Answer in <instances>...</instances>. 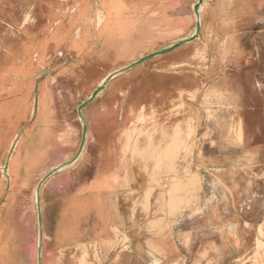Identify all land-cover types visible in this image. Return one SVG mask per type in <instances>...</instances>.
I'll list each match as a JSON object with an SVG mask.
<instances>
[{"label": "rangeland", "instance_id": "obj_1", "mask_svg": "<svg viewBox=\"0 0 264 264\" xmlns=\"http://www.w3.org/2000/svg\"><path fill=\"white\" fill-rule=\"evenodd\" d=\"M196 6L0 0V264L39 261V249L32 258L25 249L28 232L36 244L27 219L38 212L41 178L54 169L42 172L56 135L66 130L75 147L61 163L78 154V107L114 69L184 40L111 79L83 109L93 120L91 146L41 185L50 223L42 237L53 251L46 261L264 264V0H203L197 35ZM155 177L164 187L148 194L144 184ZM83 190L114 192V204ZM79 209L89 218L78 222ZM69 211L73 233L94 219L98 228L114 211L123 234L110 227L78 240L107 238L97 252L59 250L72 237L62 228Z\"/></svg>", "mask_w": 264, "mask_h": 264}, {"label": "bare ground", "instance_id": "obj_2", "mask_svg": "<svg viewBox=\"0 0 264 264\" xmlns=\"http://www.w3.org/2000/svg\"><path fill=\"white\" fill-rule=\"evenodd\" d=\"M100 16L102 17V14L100 13ZM105 16V15H104ZM98 17V16H97ZM100 18V17H99ZM98 19V18H97ZM194 19L196 22H198L200 20V14L197 15V14H194ZM104 20V19H103ZM201 21V20H200ZM98 22V20H97ZM99 23V22H98ZM103 23V22H102ZM98 25V24H97ZM122 26V25H121ZM120 26V27H121ZM108 27V26H107ZM123 28H126V27H123ZM123 28H120V29H123ZM114 29V28H113ZM123 31V30H122ZM125 33V32H124ZM112 34V33H111ZM115 34V33H114ZM126 34V33H125ZM101 36V35H100ZM110 36V35H109ZM122 36V35H121ZM128 36V35H127ZM103 37V36H102ZM124 37V36H123ZM111 38V37H110ZM117 38V36H116ZM127 38V37H126ZM119 40V39H118ZM122 40V39H121ZM181 40V39H180ZM141 64V63H140ZM126 68H128V66L124 67H120V68H117V69H114L113 71H111L109 74H107L101 81H100V86H105L111 79L113 78H116L118 77L121 73H123L124 70H126ZM14 76V75H13ZM44 98V97H43ZM42 98V99H43ZM41 99V100H42ZM40 103V102H39ZM45 103V102H44ZM40 108V107H39ZM41 112V110H40ZM47 112V110H46ZM89 112V111H88ZM86 114L87 111H86ZM48 116V115H47ZM104 116V115H103ZM74 117V116H73ZM88 118H89V121L92 122V118L91 116L88 114ZM38 119V118H37ZM40 120V118H39ZM38 120V121H39ZM99 120V119H98ZM143 120V118H142ZM108 122V121H107ZM45 123H46V120H45ZM50 123V122H49ZM51 124V123H50ZM52 125V124H51ZM50 125V126H51ZM50 129V128H49ZM58 129V128H57ZM56 133V132H55ZM8 136V135H7ZM238 137L240 138L241 137V127L238 129ZM92 138V137H91ZM177 139V138H176ZM3 140V138H2ZM175 140V139H174ZM179 140V139H178ZM181 140V139H180ZM4 142V141H3ZM2 142V143H3ZM6 142V141H5ZM47 143V142H46ZM1 144V143H0ZM18 146V145H17ZM3 147V146H2ZM9 148V147H8ZM2 149V148H1ZM74 150H75V147L73 146V141H72V138L70 137V133H68L66 130L62 131L61 133H59L58 135H56V141L52 143V149H51V152H50V158L48 159L47 163L45 164V171L47 169H49L50 167L54 166V169H56V172L59 171V170H68L69 169V166L70 164L72 163V161L70 162H64V163H61L62 161H64L66 159L67 156L71 155L74 153ZM142 151V150H141ZM48 152V151H47ZM82 152V150L80 151V153ZM76 155L77 158L79 159L81 157V155ZM147 154V153H146ZM166 154V153H164ZM168 154V153H167ZM16 155V154H15ZM22 159V158H21ZM76 159V158H75ZM77 159V160H78ZM15 161V160H14ZM71 168V167H70ZM158 168V167H157ZM13 170V169H12ZM48 175V174H47ZM57 177H54L51 181V183L54 181V179H56ZM41 181V180H40ZM44 181V180H43ZM80 212V211H79ZM82 214L85 215V211H82L79 213V220L80 222L82 221V219H84V216H82ZM48 215V213H47ZM111 216H113V213H111ZM70 212L67 214V219L68 221H66L65 223L62 224V228L63 229H67L69 230V219H70ZM89 216L86 215L85 218H88ZM34 226H36V229L34 234L36 236V250L38 249V246L39 244H41V240L43 239V234L44 233H48V230H49V226H50V223L48 221V219L45 220L44 224H43V221L41 220V222L39 223V220H38V212L36 213V217H34ZM78 220V221H79ZM117 222V220H116ZM59 222L57 221L56 223V229H55V233L58 234L59 231H60V227H59ZM80 225V223H78V226ZM113 228L114 231H117L118 234H123L122 230L120 228H118V226H111ZM107 228V227H106ZM40 229H41V236H40ZM109 228L105 229L102 228V227H98L95 226V225H92L90 226V228H88L87 230H81L79 228L78 230V240H81L83 242L84 239V236H92V234H99L101 233L102 234H109ZM44 232V233H43ZM49 234V233H48ZM80 238V239H79ZM108 239L107 238H102L101 240H95L93 241L92 243L91 242H84L82 244H80L78 246L79 248V251H93V246H94V252H97V250L99 248H101L102 250H104L107 246V241ZM98 242V243H97ZM89 243V244H88ZM100 243V244H99ZM259 246H264L262 243H258ZM63 250V248H62Z\"/></svg>", "mask_w": 264, "mask_h": 264}, {"label": "crops", "instance_id": "obj_3", "mask_svg": "<svg viewBox=\"0 0 264 264\" xmlns=\"http://www.w3.org/2000/svg\"><path fill=\"white\" fill-rule=\"evenodd\" d=\"M173 51V50H172ZM101 92V91H100ZM99 92V93H100ZM98 93V94H99ZM93 94V93H92ZM98 96V95H97ZM97 96H96V98H97ZM91 97V96H90ZM95 98V99H96ZM94 99V100H95ZM93 100V101H94ZM92 101V102H93ZM91 102V103H92ZM90 104V103H89ZM79 108V107H78ZM79 116V115H78ZM86 120H87V118H86ZM88 120H89V118H88ZM88 120H87V134H86V140H85V144H84V146H83V148H82V152L80 153V155L82 156L84 153H85V149H86V147H87V145L88 146H91L90 145V143H91V138H89V132H88ZM90 122V121H89ZM92 124H93V121L92 122H90V131L92 130ZM90 136H91V134H90ZM82 139H83V137H82ZM87 140H88V142H87ZM120 140H121V138H120ZM81 143H82V141H81ZM122 146L123 147H126V143L125 144H123L122 143ZM80 147H81V144H80ZM110 147H112V145L110 146ZM79 151H80V148H79ZM79 151H78V153H79ZM76 158V159H75ZM78 158H77V156L76 157H74L73 159H71V161H72V163L70 164V166H69V169L68 170H70L71 168L70 167H73L76 163H77V160ZM64 163V162H63ZM43 171H45V166L43 167V170H42V172ZM64 171H67V170H59V171H57V172H55V173H61V172H64ZM47 179V175H44L42 178H41V183L43 182L44 183V181ZM163 179L164 178H160L158 181H157V178L155 177L153 180L151 179V180H148V182H147V184L145 185L144 184V186H145V191H146V187L148 186V185H150V188H149V190H148V194H150V192H151V189H153V188H157V187H159V188H163L164 187V181H163ZM44 180V181H43ZM42 183V184H43ZM91 183V181L90 182H88L87 183V185H89ZM146 183V182H145ZM39 186V185H38ZM149 187V186H148ZM42 189H41V187L39 188V187H37V189L35 190V197H36V199H37V208H38V204L40 205V207H41V220L43 221V224H44V222H45V220L46 219H48V216L49 215H47V213H48V209H49V196H48V192H47V190L46 189H43L42 191H41ZM84 191H88V192H90V196H86L87 198H94L95 197V199H97V200H100L102 203H104V205L105 206H107V204H109V203H112V204H114L113 203V197H114V192L112 193V195L113 196H109L110 195V193L111 192H108V191H91V190H83L82 192H84ZM87 192V193H88ZM145 192V193H146ZM84 195H86V192L84 193ZM146 196H144V199H145V202H148V205H149V203H151V201H150V197H148V199H147V201H146ZM106 201V202H105ZM115 208V207H114ZM38 210V209H37ZM80 211H85V209L83 210V209H79ZM79 210H78V212H79ZM70 212V211H69ZM113 213V216L114 217H112L111 216V212H108L105 216H102L101 217V220H100V222H99V224H98V226L99 227H102V228H104V225H103V221H106L105 223L107 224V226L106 227H111V226H118V228H120L121 229V226L120 225H123L124 224V222L125 221H123V222H121V220H120V216L118 215L119 213L118 212H112ZM72 215V213H70V216ZM96 215L95 214H92V217L94 218ZM58 218H59V215H58ZM89 218V217H88ZM88 218H84V219H82V220H86V219H88ZM34 215H32V217H30V218H28L27 219V221H29V222H31V223H34ZM70 219H71V217H70ZM103 219H105V220H103ZM38 220H39V212H38ZM78 220H79V216H78ZM81 220V219H80ZM116 220H117V222H116ZM57 221H59V219H57ZM79 222V221H78ZM110 222V223H109ZM40 223V222H39ZM77 226H78V223L76 222L75 223ZM73 225L74 224H70L69 223V234L68 235H71L72 237H70L69 238V240L68 241H65L66 243H64L63 244V247L62 248H66L67 246H75L74 248H76V250L78 249V230L75 232V233H73V230H71L72 228H73ZM92 225H95L96 226V222H95V219H94V222L91 224V226ZM34 233V230H30V234H33ZM26 236H27V240H26V251L30 254L31 253V258L33 257V255H34V252L36 251V254H37V250H36V246L34 245V238H31V235H29V232L28 233H26L25 234ZM54 235H57L55 232H54ZM73 237H75V239H72ZM72 239V240H71ZM47 241V240H46ZM44 239L43 240H41V244L39 245V261H40V263L42 264V261H43V258H44V263H49V262H47L46 260H47V252L49 253H52L53 251L50 249V245L48 244L49 243V240H48V243L46 242ZM47 244V247H46V256H44V247H43V244ZM62 248L61 249H59V250H62ZM78 251V250H77ZM38 258V257H37ZM39 261H37V264H39ZM49 264H51V262L49 263ZM53 264H56V261H53Z\"/></svg>", "mask_w": 264, "mask_h": 264}, {"label": "water", "instance_id": "obj_4", "mask_svg": "<svg viewBox=\"0 0 264 264\" xmlns=\"http://www.w3.org/2000/svg\"><path fill=\"white\" fill-rule=\"evenodd\" d=\"M199 4H201V3H199ZM198 6H199V5H198ZM195 13H196L197 15H199V9L197 10V6L195 7ZM200 30H201V22H200V20H199V21L197 22V33H196L195 35H197V34L200 32ZM187 41H189V40L181 41V42H179V43H176L175 45H173V46L170 47V48H167V49H164V50H161V51L155 52V53L150 54V55H147V56L141 58L140 60H138L137 62L133 63L132 65L128 66V68H130L131 66H133V65H135V64H140V63H142V62H144V61H146V60H148V59H151V58H153V57H155V56H158V55H162V54H165V53L171 52L172 50H174V49H176L177 47H179L181 44L186 43ZM128 68H126V69H128ZM124 71H125V70H124ZM103 87H104L103 85H102V86H99V87L93 92V94L91 95V97H90L86 102L82 103V104L79 106V108H78V115H79V117L81 118V120H82V122H83V139H82V143H81L80 151L82 150V148H83V146H84V144H85L86 134H87V120H86V118H85V116H84V114H83V109H84L89 103H91V102L96 98V96H97L98 93L103 89ZM80 151H79V153H80ZM79 153H78L77 155H79ZM55 172H56V169H53L52 171H50V172L48 173V175H47V178H48L50 175H52L53 173H55ZM42 183H43V182H42ZM42 183H41V181H40L39 186H38L39 188L41 187ZM38 212H39V222H41V207H40L39 204H38ZM41 234H42V233H41V229H40V236H41ZM39 249H40V248H39ZM39 264H41L40 261H39Z\"/></svg>", "mask_w": 264, "mask_h": 264}, {"label": "snow or ice", "instance_id": "obj_5", "mask_svg": "<svg viewBox=\"0 0 264 264\" xmlns=\"http://www.w3.org/2000/svg\"><path fill=\"white\" fill-rule=\"evenodd\" d=\"M202 2H203V0H197V10H198L199 3H202ZM262 211H264V210H262Z\"/></svg>", "mask_w": 264, "mask_h": 264}]
</instances>
